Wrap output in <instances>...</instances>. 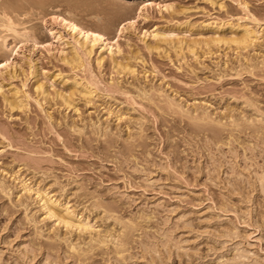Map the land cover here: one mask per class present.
Returning <instances> with one entry per match:
<instances>
[{"label": "rangeland", "instance_id": "obj_1", "mask_svg": "<svg viewBox=\"0 0 264 264\" xmlns=\"http://www.w3.org/2000/svg\"><path fill=\"white\" fill-rule=\"evenodd\" d=\"M0 65V264H264V0H0Z\"/></svg>", "mask_w": 264, "mask_h": 264}, {"label": "bare ground", "instance_id": "obj_2", "mask_svg": "<svg viewBox=\"0 0 264 264\" xmlns=\"http://www.w3.org/2000/svg\"><path fill=\"white\" fill-rule=\"evenodd\" d=\"M41 5V4H40ZM53 19H55V21L63 28V29H66L67 31H69V33H71L72 34V37H73V39L76 41V42H78V43H80V46H81V48L82 49H86L87 50V53H88V55L89 56H91L92 55V53H93V51H94V47H95V45H99L100 46V49L102 50V51H104V50H107V51H110L111 53H113V49H114V44H112V43H108V40H107V38L103 35V34H101V33H99V32H93V31H89V30H87L85 27H83L82 25H80V23H78V22H76V21H74L73 19L71 20L70 18H65V16H63V15H60V14H56L55 15V17L53 18ZM7 20V21H6ZM4 21H6V22H4ZM4 21L2 22V23H4V24H2V26L4 27V28H6L8 31H10V32H12V33H14V35L16 34V36H20V37H23V38H26V39H33V41H35L36 42V40L37 39H35V38H33V36L31 35L30 36V33H28V32H25V33H20L19 31H18V24L16 23V22H14L12 19H10V18H7L6 19V17H5V19H4ZM55 22V23H56ZM92 30V29H91ZM158 33V32H157ZM54 35H55V33H54ZM156 37H160V36H162V35H160V34H156L155 35ZM166 36V35H165ZM252 37V33H250L249 31H247V30H245L244 32H243V34H242V38L240 39V44H243V45H246V44H248L247 43V41H249V39ZM55 38L58 40V41H63V37H62V35H61V33H58V35H55ZM165 40V39H164ZM5 42V41H4ZM6 43V42H5ZM4 45V44H3ZM250 47V46H249ZM152 50V49H151ZM72 51V56H71V62H75V61H81L80 59V57H79V55H78V53L73 49V50H71ZM86 53V52H85ZM8 58V57H7ZM6 58V59H7ZM103 59V58H102ZM101 59V62L103 61ZM7 63V62H6ZM77 63V62H76ZM11 66V65H10ZM119 67V66H118ZM121 67V66H120ZM117 68V67H116ZM120 69V68H119ZM121 72V71H120ZM37 76V75H36ZM42 87V86H41ZM38 88V89H40V90H42V88ZM43 91V90H42ZM45 91V90H44ZM43 91V92H44ZM44 95H45V92L43 93ZM16 96V95H15ZM14 99V98H13ZM20 103V102H19ZM21 104V103H20ZM23 104V103H22ZM173 104V103H172ZM11 105H13V104H11ZM171 105V104H170ZM18 106H19V104H18ZM173 106V105H172ZM17 107V106H16ZM16 107H13V108H16ZM173 108V107H172ZM183 110H181V112H182ZM186 111V110H185ZM180 112V111H179ZM187 112V111H186ZM204 113V112H203ZM196 116V115H195ZM194 117V116H193ZM198 117V116H197ZM201 118H202V116H201ZM203 118L204 119H206V117H204L203 116ZM210 119V118H209ZM194 120V119H193ZM203 120V119H202ZM207 120H208V118H207ZM200 124V123H199ZM222 126V125H221ZM217 128V127H216ZM202 130V129H201ZM213 132V131H212ZM204 140V139H203ZM205 141V140H204ZM207 144H209L210 146L212 145V144H210V143H207ZM258 144V143H257ZM208 145V146H209ZM209 146V147H210ZM256 146V145H255ZM257 146H259V145H257ZM213 147V146H212ZM212 147H211V158H212V160L214 159L213 158V156H214V153L212 152L213 150H212ZM263 147V146H262ZM261 147V148H262ZM214 148V147H213ZM210 149V148H209ZM263 150H262V153H264V148H262ZM215 151V150H214ZM261 152V151H260ZM258 154V153H257ZM252 155V154H251ZM235 158V157H234ZM237 158V157H236ZM214 161V160H213ZM246 161V160H245ZM216 162V161H215ZM228 163H229V161H228ZM250 165V164H249ZM232 169H235L234 167H232ZM234 171V170H233ZM257 180L262 184V182L264 181V174L262 173V174H258L257 173ZM256 180V181H257ZM258 185V184H257ZM260 186V185H259ZM40 193V192H39ZM47 196H49V195H47ZM46 196V197H47ZM40 197H42L43 199H44V194L43 193H40ZM42 199V200H43ZM47 199V198H46ZM51 203V206H49V212H50V214L53 216L54 214H56L55 213V209H54V207L57 209L58 207H57V205H55L53 202H50ZM47 204H48V202H47ZM48 206V205H47ZM59 209V208H58ZM48 211H47V213H49ZM62 215V214H61ZM51 216V217H52ZM59 216V215H58ZM57 216V217H58ZM55 217H56V215H55ZM53 218V217H52ZM60 218H62L61 216L59 217V219ZM65 219V221L67 220V219H71V218H68L67 216H65L64 217ZM67 218V219H66ZM61 221L63 220V219H60ZM165 220V219H164ZM68 221H70V220H68ZM175 221V220H174ZM70 222H66V224H69ZM86 223V222H85ZM177 225V224H176ZM75 226V225H74ZM78 226V225H77ZM87 226V225H86ZM163 228L161 229V234L160 235H163V237H164V240H163V245H164V247L163 248H166L165 246H167L168 245V243L170 242V240L172 239V236H171V234H172V227H171V225H169V219H166L165 221H164V224H163ZM79 227H84L85 228V225H83L82 223H80V225H79ZM177 227V226H176ZM132 229V228H131ZM125 230V229H124ZM159 234V233H158ZM122 236V235H121ZM224 238H226L227 237V239L229 240V238L228 237H230V238H232V237H235V236H238V234H237V232L235 231H233V232H230V231H226L225 232V234H224ZM162 237V236H161ZM162 237V238H163ZM222 238V237H221ZM130 239V238H129ZM235 239H236V237H235ZM238 239V238H237ZM174 241V240H173ZM226 241V240H225ZM231 241V240H230ZM150 247H144L143 248V252L147 255L148 253H151V252H158L157 251V245L155 244V243H150ZM239 245V244H238ZM239 247V246H238ZM27 248V247H26ZM74 248V247H73ZM142 248V247H141ZM178 248V247H177ZM237 249V254L235 253V257L232 259V261H226V262H228L227 264H256L255 262L254 263H250V262H247L248 260L247 259H245L246 257H248L247 256V252L244 250V251H241L239 248H236ZM121 253V252H120ZM249 253V252H248ZM152 254V253H151ZM250 259V258H249ZM255 259V258H254ZM247 260V261H246ZM256 260V259H255ZM48 261V260H47ZM46 262V261H45ZM46 264H49V263H46Z\"/></svg>", "mask_w": 264, "mask_h": 264}, {"label": "snow or ice", "instance_id": "obj_3", "mask_svg": "<svg viewBox=\"0 0 264 264\" xmlns=\"http://www.w3.org/2000/svg\"><path fill=\"white\" fill-rule=\"evenodd\" d=\"M130 23H133V24H134V23H135V21H130ZM0 67H2V65H0Z\"/></svg>", "mask_w": 264, "mask_h": 264}]
</instances>
